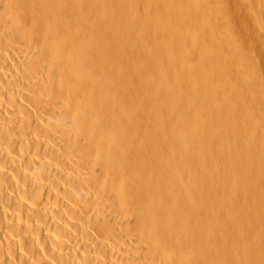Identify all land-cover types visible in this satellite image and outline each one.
Returning a JSON list of instances; mask_svg holds the SVG:
<instances>
[{
  "label": "bare ground",
  "instance_id": "obj_1",
  "mask_svg": "<svg viewBox=\"0 0 264 264\" xmlns=\"http://www.w3.org/2000/svg\"><path fill=\"white\" fill-rule=\"evenodd\" d=\"M0 264H264V0H0Z\"/></svg>",
  "mask_w": 264,
  "mask_h": 264
}]
</instances>
